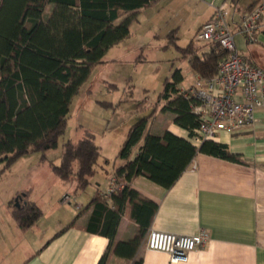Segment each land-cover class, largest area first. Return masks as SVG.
<instances>
[{
	"label": "trees",
	"instance_id": "obj_1",
	"mask_svg": "<svg viewBox=\"0 0 264 264\" xmlns=\"http://www.w3.org/2000/svg\"><path fill=\"white\" fill-rule=\"evenodd\" d=\"M158 1L0 0V176L22 156L40 152L44 160L46 152L58 146L66 129L72 99L95 68L105 61L107 51L131 36L138 11ZM48 5L51 10L46 16ZM168 37L179 49L180 58L188 60L199 76L212 78L217 74L219 63L227 54L218 44H210L209 49L200 51L193 40L185 47L179 46L176 30ZM182 81V72L176 68L165 80L152 112L130 127L118 157L129 159L161 101L164 102L162 110L174 113V122L188 130L190 137L195 135L201 122L193 110L198 100L184 96L179 87ZM199 153L245 163L228 144L216 139H206L196 146L191 140L170 131L162 135L149 133L137 155L115 171L117 177L125 179L124 189L108 199L98 193L88 204L94 209L86 230L107 237L109 245H113L129 202L139 232L133 240L120 242L115 252L130 258L132 264H142V260L136 259V253L158 204L133 189L132 181L144 176L168 189ZM100 156L101 146L96 143L95 135L84 130L78 141L69 139L64 143L60 164L51 162L50 165L63 180L74 173L76 165L77 188L83 190L95 175ZM12 208L13 216L23 230L30 228L43 214L32 201L21 207L14 201ZM73 224L74 221L56 236ZM99 264H105V255Z\"/></svg>",
	"mask_w": 264,
	"mask_h": 264
},
{
	"label": "crops",
	"instance_id": "obj_2",
	"mask_svg": "<svg viewBox=\"0 0 264 264\" xmlns=\"http://www.w3.org/2000/svg\"><path fill=\"white\" fill-rule=\"evenodd\" d=\"M177 1L179 4H202L204 18L199 24V31L219 6L227 4L229 21L234 26L241 20L243 13L259 0H248L245 7L241 6L243 0ZM177 1L160 0L141 9L137 20L140 21L146 15L154 16L163 7H167L169 13H172L177 10ZM157 27L162 29L161 26ZM171 27L172 30L177 29L176 26ZM237 37V48L244 59L264 68V30L252 43L244 42L240 34ZM178 68L183 75L179 87L187 89L199 75L192 69L194 79L189 86L184 85L185 75L182 68ZM163 106L164 102L161 101L158 111L147 123L144 136L133 147L129 159L137 155L149 133L162 135L165 131H170L190 140L188 130L178 126L174 122L175 114L163 111ZM144 107L149 111L150 103ZM255 116L257 121L253 125L235 134L222 131L216 138L217 141L228 144L232 152L240 154L245 163L199 153L191 166L168 189L144 176L132 181L133 189L158 204V210L136 253V259L142 260V264H264V107L258 108ZM40 159L43 160L42 157ZM129 159L120 158L117 154L114 158H106L103 163L98 162L96 172L100 170L103 175L93 176L90 184L83 190H78V184L74 188L61 186L63 179L57 175L54 186L49 191L46 190L45 208L40 207V201L32 188L11 189L0 207L2 211L8 212L10 222L7 232L0 234V253L6 251L11 243L14 246V256L10 258V264H99L104 255L105 264H132L130 258L119 256L115 252L120 242L133 240L139 232V224L131 216L132 206L129 202L113 245H109L107 237L86 230L94 209V206L88 207V204L96 194L106 189L110 177ZM20 160L27 159L19 158L8 172L16 171ZM22 194V205L32 201L43 212L38 221L26 230L19 226L12 213V202ZM109 203L112 204V200ZM47 213L51 214L49 219L46 218ZM58 218L62 226L54 223ZM73 221L72 226L56 236ZM202 229L209 231L210 241L204 247L192 251L187 262L173 263L167 253L150 250L146 246L151 230L193 235Z\"/></svg>",
	"mask_w": 264,
	"mask_h": 264
},
{
	"label": "rangeland",
	"instance_id": "obj_3",
	"mask_svg": "<svg viewBox=\"0 0 264 264\" xmlns=\"http://www.w3.org/2000/svg\"><path fill=\"white\" fill-rule=\"evenodd\" d=\"M247 2L243 0L241 6L245 7ZM179 3L177 1V10L172 13L163 7L154 16H142L140 21L133 23L131 36L107 51L105 61L95 68L89 80L72 99L66 129L59 138L58 146L48 150L44 160L40 159V152L22 156L27 160H20L16 171L7 170L0 176V207L9 191L20 187L32 188L40 201V207L45 208L47 191L54 186L58 177L50 163L60 164L67 140L76 142L83 136L84 130L90 131L95 135L96 143L101 146L98 162L103 163L106 158H114L119 153L130 127L152 112L153 103L163 91L165 80L172 76L176 68H182L184 85L189 86L194 79L192 68L188 60L180 58L177 46L170 42L168 34L172 30L171 26L177 27L179 46L185 47L194 37L193 41L200 51L209 49L210 43L199 41L196 37L199 24L204 18L202 4ZM50 10L51 5H48L46 16ZM238 44L237 37V47ZM141 102L143 106L139 105ZM148 103L149 111L144 107ZM76 169L75 165L74 173L67 180H62L61 186H76ZM99 175H103L100 170L94 176ZM8 216V212L0 208V234L7 232L10 223ZM50 216L46 214L47 219ZM54 223L62 226L60 218ZM13 250L14 246L10 243L7 250L0 253V264H10Z\"/></svg>",
	"mask_w": 264,
	"mask_h": 264
},
{
	"label": "built area",
	"instance_id": "obj_4",
	"mask_svg": "<svg viewBox=\"0 0 264 264\" xmlns=\"http://www.w3.org/2000/svg\"><path fill=\"white\" fill-rule=\"evenodd\" d=\"M228 16L227 4L219 6L196 34L199 41L218 44L227 52L214 77L198 76L193 85L183 89L185 97L198 100L193 110L201 122L195 129V135L190 137L196 146H200L206 139H216L222 131L235 134L253 125L257 121L256 110L264 107V68L246 61L235 40L240 34L247 42H255L264 30V0L244 12L234 26ZM125 186L124 178L112 175L101 194L108 199ZM210 237L206 229L193 235L151 230L146 246L150 250L167 253L173 263L187 262L190 253L204 247Z\"/></svg>",
	"mask_w": 264,
	"mask_h": 264
},
{
	"label": "water",
	"instance_id": "obj_5",
	"mask_svg": "<svg viewBox=\"0 0 264 264\" xmlns=\"http://www.w3.org/2000/svg\"><path fill=\"white\" fill-rule=\"evenodd\" d=\"M24 194L19 195L18 197H16L15 199V204L17 207H21V201L23 200Z\"/></svg>",
	"mask_w": 264,
	"mask_h": 264
}]
</instances>
